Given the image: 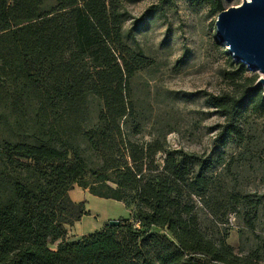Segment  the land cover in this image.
<instances>
[{"label": "trees", "instance_id": "obj_1", "mask_svg": "<svg viewBox=\"0 0 264 264\" xmlns=\"http://www.w3.org/2000/svg\"><path fill=\"white\" fill-rule=\"evenodd\" d=\"M138 1L0 0V264H185L198 255L260 264L200 227L197 199L215 216L257 208L213 179L216 168L228 172L225 154L172 148L170 119H153L136 94L134 78L152 63L136 42L151 9L135 17L128 8ZM237 67L226 73L231 91L204 95L225 119L221 144L243 142L250 113L264 111V88ZM75 186L134 203V221L66 239L87 214L70 196Z\"/></svg>", "mask_w": 264, "mask_h": 264}, {"label": "rangeland", "instance_id": "obj_2", "mask_svg": "<svg viewBox=\"0 0 264 264\" xmlns=\"http://www.w3.org/2000/svg\"><path fill=\"white\" fill-rule=\"evenodd\" d=\"M242 2L223 0V7L228 9ZM128 8L135 17L151 9L136 32V42L152 63L137 73L134 87L137 96L149 103L153 119H170L175 128L168 135L170 146L205 157L224 153L228 172L224 167L214 169L216 184L232 183L237 192L257 202L255 211L247 215L239 207L224 217L213 215L197 199L201 229L218 243L225 240L237 254L256 252L260 264H264V111L250 113L243 124V142L221 144L219 126L225 119L209 107L204 96L231 91L232 82L226 73L243 65L235 62L228 47L217 41L220 12L207 0H139L128 4ZM131 24L128 21L125 27ZM130 44L134 45V41ZM250 76L258 79L261 74L248 70L244 77ZM206 112L210 115L203 114ZM147 133L145 139L149 138ZM163 157L159 155L161 161ZM70 196L84 203L87 214L68 226V240L100 230L110 220L134 221V203L99 197L79 186L70 191Z\"/></svg>", "mask_w": 264, "mask_h": 264}, {"label": "water", "instance_id": "obj_3", "mask_svg": "<svg viewBox=\"0 0 264 264\" xmlns=\"http://www.w3.org/2000/svg\"><path fill=\"white\" fill-rule=\"evenodd\" d=\"M216 37L219 44L228 47L235 62L261 74L255 86L264 88V0H243L220 12ZM119 224V220L109 221L111 226Z\"/></svg>", "mask_w": 264, "mask_h": 264}, {"label": "built area", "instance_id": "obj_4", "mask_svg": "<svg viewBox=\"0 0 264 264\" xmlns=\"http://www.w3.org/2000/svg\"><path fill=\"white\" fill-rule=\"evenodd\" d=\"M185 264H224L221 262H208L206 259H204L201 255H198L197 258H194L190 261H187Z\"/></svg>", "mask_w": 264, "mask_h": 264}]
</instances>
